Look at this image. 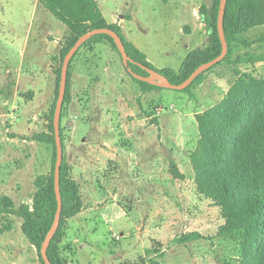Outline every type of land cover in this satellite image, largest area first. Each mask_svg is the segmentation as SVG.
Listing matches in <instances>:
<instances>
[{
    "label": "rangeland",
    "instance_id": "374dc122",
    "mask_svg": "<svg viewBox=\"0 0 264 264\" xmlns=\"http://www.w3.org/2000/svg\"><path fill=\"white\" fill-rule=\"evenodd\" d=\"M98 1L108 17L132 16L134 36L157 66H179L187 44L200 46L181 30L183 17L191 20L189 3L197 0ZM262 34L264 25L243 36ZM71 35L39 0H0V193L16 206L32 205L36 179L51 172L53 145L34 136L48 131L46 113L56 98L55 75L53 97L41 113L52 89L51 41L65 46ZM91 44L95 49L87 51ZM91 44L73 63L82 57L81 71L102 82L82 97L76 118L79 107L66 106L62 121L76 194L87 209L69 219L63 255L70 264H253L244 236L219 233L221 208L198 191L191 161L200 139L196 115L225 96L235 78L233 64L217 65L190 91L163 88L139 97L141 86L119 53L105 41ZM236 49L234 58L247 50L260 58L264 41ZM56 59L55 68L61 64ZM240 66L264 76V61ZM22 223L16 215H0V264H43ZM191 232L201 237L178 241Z\"/></svg>",
    "mask_w": 264,
    "mask_h": 264
},
{
    "label": "trees",
    "instance_id": "16d2710c",
    "mask_svg": "<svg viewBox=\"0 0 264 264\" xmlns=\"http://www.w3.org/2000/svg\"><path fill=\"white\" fill-rule=\"evenodd\" d=\"M39 1L55 17L64 22L72 33L68 43L60 50L58 57L61 60L60 66L54 67L56 98L46 113L48 131L34 136L40 142L53 145L51 172L36 179L37 190L32 205L22 202L16 206L9 195L0 193V215H16L23 220L22 229L25 236L36 247L42 263L46 264L41 254V247L54 222L58 207L55 191L57 146L54 113L63 60L75 41L94 28L110 27L122 37L129 56L134 60L129 65L135 72L148 75L149 73L142 66L153 68L176 84L183 82L202 63L218 56L222 51V42L217 28L220 0L212 1L206 17L210 29L208 42L191 50L179 68L156 67L148 59L147 54L124 35L120 25L107 22L97 0ZM261 25H264V0H228L224 19L229 45L228 54L183 89L190 91L193 86L201 84L206 74L217 65L226 61L233 64L235 78L225 96L217 104L196 115L200 139L198 147L191 154V161L196 173L198 191L221 208L225 223L220 227L219 233L244 236L242 244L250 255L255 256L253 264H264V76L255 75L253 71H243L239 65L244 62L264 61V52L260 58H254V53L248 50L239 53L236 58L233 55L236 48L252 47L264 41V34L253 39L243 36L250 29ZM96 41L109 43L122 58L114 38L106 33L94 35L80 49ZM80 49L69 66L62 111L61 135L64 154L60 185L63 208L60 226L48 248V255L53 264H70L62 253L61 240L65 236L69 219L83 210L76 194L77 183L71 176L72 165L65 154L62 125L66 106L71 102L72 62ZM125 68L140 84L142 91L164 88L134 77L126 66ZM177 174H181L179 170ZM200 237L199 233L191 232L180 237L178 241L187 243Z\"/></svg>",
    "mask_w": 264,
    "mask_h": 264
},
{
    "label": "water",
    "instance_id": "95a60500",
    "mask_svg": "<svg viewBox=\"0 0 264 264\" xmlns=\"http://www.w3.org/2000/svg\"><path fill=\"white\" fill-rule=\"evenodd\" d=\"M227 1L228 0H220V8H219L218 20H217V28H218L219 36L222 42L221 53L215 58L199 65L183 82L178 83V84L172 83L169 80V78L166 77L163 73L153 68L142 66L144 69L147 70V72L149 73L148 75H142L140 73L135 72L132 69V67H130L129 65V63L134 62V60L129 56L122 37L117 31H115L114 29L110 27H99V28H94L90 31H87L86 33L82 34L75 41L74 45L69 49V51L64 57L63 64H62L59 93H58L55 113H54L55 138H56V146H57V157H56V164H55V191H56V196H57V201H58V207H57V211L55 214L54 222L50 230L48 231L42 243V247H41V254L46 264H53L48 255V248L60 226V220H61V214H62V208H63V199H62L61 185H60L61 167L63 164V154H64L63 141H62V135H61V119H62L63 104H64L65 96H66L69 66L76 52L80 49V47L87 40H89L94 35L101 34V33L109 34L115 40V43L122 55L124 65L128 68V70L134 77L142 81H146V82L153 83V84H158L164 88L183 90L187 88L189 85H191V83L199 75L207 71L209 68H211L215 64L222 61L228 54L229 45H228V41L226 38L225 26H224Z\"/></svg>",
    "mask_w": 264,
    "mask_h": 264
},
{
    "label": "crops",
    "instance_id": "0c3cea01",
    "mask_svg": "<svg viewBox=\"0 0 264 264\" xmlns=\"http://www.w3.org/2000/svg\"><path fill=\"white\" fill-rule=\"evenodd\" d=\"M98 4H99V1H98ZM99 6L101 9L100 4H99ZM189 6H191V8L189 10H187L186 12H187V14L191 15V20H189V21L185 20L184 21V17H183V20L181 22V26L183 28L181 30L183 32H184V30L188 31L189 35L191 37V40H194L197 44L200 45L197 47H201V46L205 45L209 40L210 29L208 27L206 17H207L209 9L212 6V0H197V2H194V3L190 2ZM102 12H103V15H104L105 19L107 20V22L108 23H117L118 25H120L122 30H123L124 35L129 40H131L133 43H135L138 48H140L143 52H145L148 56V59L158 68H164V67H172V68L177 67V68H179L180 65L182 64L184 58L186 57V55L191 50L197 48V47L192 48L191 44H187V49H186L187 52H186L185 56H184V50H182V52L180 51V53H179L180 56L182 55V59H183L179 66H167V65L157 66L155 60L150 55V52L147 49L143 48V46L140 44L141 43L140 38L138 36H136V37L134 36L133 29L129 25V22L132 21V16L128 15L127 17H130L129 19H127L125 15L117 16L115 14L110 15L108 17L104 13L103 10H102ZM190 21H192V22H190ZM51 42H52V47L49 50L51 53L50 60H52L50 62V74H51L50 83L52 84V89L50 91V94H48V96L44 99V102H43L42 108H41V113L46 112V110L48 109V106H49V102L51 101V99L53 97V93H54L53 80L55 78L54 67L56 65L55 62H57V59L55 61V58H57V56L59 57L60 50L62 48V46L57 45L58 40H53ZM95 47H96V44H91L89 47H87V51H93L95 49ZM81 60H82V57H80V59H78L74 63L72 62L73 65L71 67L72 75H71V102H70V106L74 105V107H73L74 109H76L77 106L79 107V110L76 109V112L74 114L75 118L77 117L78 113H80V111H81L80 104L83 101L82 97L87 95L89 93L90 89H93V84H95V87H97L102 82L101 79L91 77L88 73L81 71V66H80ZM240 68H241V70H243L242 66H240ZM243 71H245V70H243ZM1 83H2V77H1ZM159 90H161V89H155V90L144 92L141 89V91H139L137 96L146 97L149 95V93H152L153 91H159ZM30 92H31V90H30ZM35 96H36L35 93H31L30 98L32 99ZM33 116H34V118L37 119L39 114L34 113ZM116 158H117V156H116ZM86 212H87V209L82 210L77 216H75L73 218L72 222L75 221L76 219L78 220V218L82 217L83 214H86ZM7 218L9 220H13L14 215H7ZM12 230H13V227L6 230V231H12Z\"/></svg>",
    "mask_w": 264,
    "mask_h": 264
},
{
    "label": "built area",
    "instance_id": "2783aa9c",
    "mask_svg": "<svg viewBox=\"0 0 264 264\" xmlns=\"http://www.w3.org/2000/svg\"><path fill=\"white\" fill-rule=\"evenodd\" d=\"M157 110H158V112H161L162 108L161 107H157Z\"/></svg>",
    "mask_w": 264,
    "mask_h": 264
}]
</instances>
